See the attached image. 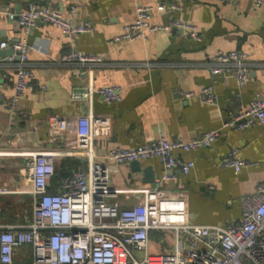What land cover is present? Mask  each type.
<instances>
[{
  "label": "crops",
  "instance_id": "crops-1",
  "mask_svg": "<svg viewBox=\"0 0 264 264\" xmlns=\"http://www.w3.org/2000/svg\"><path fill=\"white\" fill-rule=\"evenodd\" d=\"M48 4L63 10L74 25L92 24L93 31L71 44L55 25L41 22L27 32L9 18L11 13ZM170 4L179 8L158 9ZM138 6L154 7L155 24L181 19L196 25L201 39L173 29L146 40L116 41L124 26L135 20ZM1 30L13 40L12 46L24 41L31 47L28 66L34 75L20 100L18 116L12 117L0 105V226H24L33 220L34 196L27 169L31 154L67 148V137L48 124L52 115L94 118L96 156L111 169L108 201L131 207L154 194V199L166 200L171 210L183 199L187 218L194 224L226 225L241 218L242 198L264 182V125L224 129L212 146L179 152L195 166L189 174L180 173L176 181H162L165 168L157 158L140 161L143 169L152 168L153 182H148L144 171L133 172L131 163L116 164L109 151L142 145L160 134L189 141L221 128L256 97H264V5L257 7L249 0H0ZM72 49L99 55L103 64L62 62L61 56ZM232 50L248 54L249 79L244 86L238 84L233 70L218 75L210 71L219 53ZM15 63L8 57L0 60V90L7 98L14 94ZM109 85L124 88L121 102L108 104L96 92L90 100L72 98L74 91ZM206 86L214 87L215 104L184 96ZM234 150L250 162L241 172L220 165ZM55 167L50 193L59 192L63 178L86 168V163L74 154H63ZM173 245V232H152V251H168ZM14 259L31 262V246L19 249Z\"/></svg>",
  "mask_w": 264,
  "mask_h": 264
},
{
  "label": "built area",
  "instance_id": "built-area-1",
  "mask_svg": "<svg viewBox=\"0 0 264 264\" xmlns=\"http://www.w3.org/2000/svg\"><path fill=\"white\" fill-rule=\"evenodd\" d=\"M254 6L264 5V0H249ZM178 9L179 4L159 6ZM154 7L138 6L135 20L124 26L119 40H146L151 34L178 29L184 35L201 39L200 29L187 21L176 19L167 24L152 22ZM28 32L39 23L59 27L73 44L81 34L91 33L92 24L74 25L63 10L50 4L31 6L29 9L11 13ZM14 54L8 57L18 68L14 94L7 98L0 90V105L12 117L20 114V100L29 89L33 71L28 66L31 47L20 41L13 45ZM248 54L239 50L221 52L210 68L212 75L233 70L240 86L249 79ZM64 63L82 66L103 64L99 55L86 54L72 49L61 56ZM98 93L108 104L123 100L124 88L109 85L99 89L74 91L75 101L90 100ZM187 98H199L206 104H215L217 94L213 86H206L199 93L187 92ZM48 124L59 135L67 137L66 150L42 151L31 154L27 162L29 179L34 196L33 220L24 226H0V264H264V182L256 191L241 200V218L226 225H198L187 218L184 200L178 201L175 210L168 209L166 200L145 199L131 207L119 201H108L111 196V169L96 156L94 138L96 122L92 115L73 118L52 115ZM254 125H264V97H256L250 105L223 122L222 127L211 129L189 141L169 140L164 134L145 144L134 147H116L109 157L116 164L145 161L157 158L165 168L162 181H176L179 174H189L195 163L181 158L179 152H190L212 146L222 130L237 128L245 130ZM56 140V139H55ZM73 151L84 153L86 168H79L61 182L59 192L50 193L48 184L56 171L59 155H72ZM250 162L242 160L237 150L227 154L220 165L241 172ZM153 231L174 233L171 250L154 252L151 248ZM204 247L200 248L199 244ZM30 245L31 262H16V252Z\"/></svg>",
  "mask_w": 264,
  "mask_h": 264
},
{
  "label": "water",
  "instance_id": "water-1",
  "mask_svg": "<svg viewBox=\"0 0 264 264\" xmlns=\"http://www.w3.org/2000/svg\"><path fill=\"white\" fill-rule=\"evenodd\" d=\"M12 43H13V40H9L4 30H1L0 31V60L3 59L4 57H9L15 53ZM72 154L83 158V160L85 159L84 153L82 151H73ZM131 169L133 172L144 171L147 181L153 182V172H152L151 166H147L146 168L143 169L140 161H133L131 162Z\"/></svg>",
  "mask_w": 264,
  "mask_h": 264
}]
</instances>
